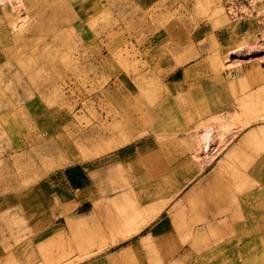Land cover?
Returning a JSON list of instances; mask_svg holds the SVG:
<instances>
[{"label": "rangeland", "instance_id": "obj_1", "mask_svg": "<svg viewBox=\"0 0 264 264\" xmlns=\"http://www.w3.org/2000/svg\"><path fill=\"white\" fill-rule=\"evenodd\" d=\"M249 21L222 0H0V264H264Z\"/></svg>", "mask_w": 264, "mask_h": 264}, {"label": "built area", "instance_id": "obj_2", "mask_svg": "<svg viewBox=\"0 0 264 264\" xmlns=\"http://www.w3.org/2000/svg\"><path fill=\"white\" fill-rule=\"evenodd\" d=\"M222 8L231 23L252 20L258 27V43L264 42V0H222Z\"/></svg>", "mask_w": 264, "mask_h": 264}, {"label": "crops", "instance_id": "obj_3", "mask_svg": "<svg viewBox=\"0 0 264 264\" xmlns=\"http://www.w3.org/2000/svg\"><path fill=\"white\" fill-rule=\"evenodd\" d=\"M249 22H253V21H249ZM253 24L255 25L256 29H258L257 24L255 22H253ZM241 29H242V27H241ZM240 33H241L240 36H238V38H236L235 41L238 42V43L246 42V39L244 38V35H243V30H241ZM257 36H258V33H256V35H255V38H256L257 44H258V37ZM253 44H254V42H252L251 44L249 43L246 46H242V47L234 48V49H232L233 48L232 47L231 49H229L227 51V55H229L230 53L236 52V51H240V50L244 49L245 47H251V49H257V45H255V44L253 45ZM201 91L204 92V89L202 88ZM203 97H205L204 93H203ZM232 104H234L233 99H229V100H226V101H224V100L223 101H219V100L217 101V100L213 99V100H211V102H208V106H214V107H216V106H226V105H232ZM164 169H166V168H164ZM89 215L90 216L92 215L91 211L89 212ZM135 231H137V230H135Z\"/></svg>", "mask_w": 264, "mask_h": 264}, {"label": "bare ground", "instance_id": "obj_4", "mask_svg": "<svg viewBox=\"0 0 264 264\" xmlns=\"http://www.w3.org/2000/svg\"><path fill=\"white\" fill-rule=\"evenodd\" d=\"M135 231V230H134Z\"/></svg>", "mask_w": 264, "mask_h": 264}]
</instances>
